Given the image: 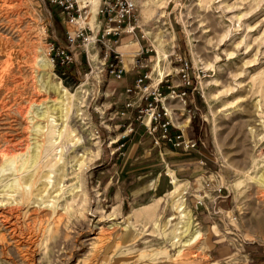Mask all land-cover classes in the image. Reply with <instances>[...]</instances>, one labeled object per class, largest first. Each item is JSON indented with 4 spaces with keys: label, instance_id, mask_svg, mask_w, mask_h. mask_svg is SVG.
I'll list each match as a JSON object with an SVG mask.
<instances>
[{
    "label": "rangeland",
    "instance_id": "rangeland-1",
    "mask_svg": "<svg viewBox=\"0 0 264 264\" xmlns=\"http://www.w3.org/2000/svg\"><path fill=\"white\" fill-rule=\"evenodd\" d=\"M132 1L133 43L75 49L73 77L48 56L60 10L0 0V264H264V0ZM101 4L83 5L89 35ZM112 51L119 81L98 70ZM182 68L186 104L163 103L185 135L198 118L201 156L163 151L136 123L119 149L147 96L135 79L177 86Z\"/></svg>",
    "mask_w": 264,
    "mask_h": 264
},
{
    "label": "built area",
    "instance_id": "built-area-1",
    "mask_svg": "<svg viewBox=\"0 0 264 264\" xmlns=\"http://www.w3.org/2000/svg\"><path fill=\"white\" fill-rule=\"evenodd\" d=\"M44 5L48 4L58 8L64 17L63 23L66 25L64 42L61 43L58 40L48 43V56L50 62L54 65L58 62L62 67L72 66L75 71L80 75V64L78 63L75 49H81L88 55L87 49L89 45H94L95 42H100L111 50L112 46L119 44L123 35L134 36L135 31L139 28L136 21V7L132 0H40ZM101 1L102 4L98 6L97 14L101 17V23L103 29L99 27L95 29V35H89L87 32L89 29L85 27V16L88 15L89 10H83L84 7H89L94 2ZM90 9V8H89ZM73 27L69 29L68 27ZM113 55V62H108L109 54L105 53L103 60L99 65V72H105L108 76L114 80H121L126 74V68L123 60V53L115 52ZM147 52V51H146ZM143 50L133 53L132 68L133 70H139L144 68L141 55ZM89 64L88 57L86 59ZM185 69H187V64ZM97 69V68H96ZM184 68L180 70L182 73L181 79L177 86H180L182 90L176 91L177 86L169 84V80L165 79L167 76L162 77L149 89V86L144 85L145 81L150 80L151 77L147 71L140 74L134 81L135 87L140 91L147 93V96L143 99L144 103L135 109V115L133 119L126 125H124L125 131L121 136V140H125L129 135L134 132L133 125L136 123L138 127L143 128L145 134L150 136L155 145L164 144L171 146L173 149H181L184 151L198 150L203 143L195 138H187L184 135L183 129L179 128L172 121V116L168 111V107L165 106L163 101L167 98L171 100L179 99L183 105L186 104L184 98H186L187 91L184 90L191 86V81L184 73ZM91 68L85 77L93 74ZM166 85L169 89L170 95L166 96L162 94V87ZM142 86V87H141ZM131 89H127L126 93H130ZM166 96V97H165ZM127 107L132 106L127 104ZM187 114L190 116L191 111L188 110ZM124 115V113H122ZM175 116V114H174ZM124 143L119 145V149L123 148ZM221 187L217 192L220 193ZM200 204H202L200 202Z\"/></svg>",
    "mask_w": 264,
    "mask_h": 264
},
{
    "label": "trees",
    "instance_id": "trees-1",
    "mask_svg": "<svg viewBox=\"0 0 264 264\" xmlns=\"http://www.w3.org/2000/svg\"><path fill=\"white\" fill-rule=\"evenodd\" d=\"M49 6H51V5H49ZM52 7H54V6H51V8ZM55 9H58V8H56V7H54ZM61 11H59V14H60V18H61V22H63L64 21V17H63V15H62V12L60 13ZM64 39V38H63ZM85 60V59H84ZM108 62H113V55H109V58H108ZM185 63L187 64V61H185ZM54 66H55V70L56 71H58V72H67V73H71L72 75L71 76H73V77H75L76 76V71H75V68L74 67H72V66H69V67H62V66H60L59 65V63L58 62H55V64H54ZM192 86H193V83L191 82V86L190 87H188V88H186V89H184V90H186L187 92L188 91H190L191 89H192ZM180 90H182V89H180ZM161 91H162V94L163 95H166L168 92L165 90V85H163V87H162V89H161ZM144 103V101H142V104ZM192 131H193V134H194V137H195V139H199L200 137H201V131H200V125H199V120H198V118H194V121L192 122ZM200 140V139H199ZM120 142V141H119ZM124 146H125V144H124ZM123 146V147H124Z\"/></svg>",
    "mask_w": 264,
    "mask_h": 264
},
{
    "label": "crops",
    "instance_id": "crops-1",
    "mask_svg": "<svg viewBox=\"0 0 264 264\" xmlns=\"http://www.w3.org/2000/svg\"><path fill=\"white\" fill-rule=\"evenodd\" d=\"M126 36H127V38H128V39H127V42H128V41H131V43H133V38H132L131 36H128V35H126ZM121 39H122V37H121ZM128 44H130V42H128L127 44H124V45L127 46ZM142 50H143V49H142ZM135 52H139V51L136 50V51H134L133 53H135ZM119 92H120V91L117 92V95L120 94ZM168 99H172V98L169 97ZM165 106H166V104H165ZM166 107H167V106H166ZM168 108H170V107H168ZM170 110H171V109H170ZM172 111H173V110H172ZM187 121H188V120H186V122H187ZM186 122H185V123H186ZM181 126H182V124L180 125V127H181ZM186 126H188V125H186ZM139 128H140V127H139ZM140 129H141L140 131H142L143 133H145V132L143 131V128H140ZM136 131H137V128H136ZM137 133H138V132H135L134 134H137ZM138 135H140V134L138 133ZM143 135H144V134H142V135L139 136V138H138V142H137V143H139V141H140V139L142 138ZM184 135H185V134H184ZM185 136H186L187 138H193L192 135H191V133H190V134L188 133V134H186ZM135 138H136V137L133 136L132 139H135ZM132 139H130V138L128 139V138H127V140L125 139L126 141L124 140V141H120V142H123V143H125V144L127 145V143L129 142V140H132ZM131 143H132V142H131ZM129 145H130V144H128V146H129ZM124 150H126V149H124ZM163 151H168L170 154L181 153L180 156H182L183 154H184V155H186V154H187V155H189V154H190V155L195 154L194 156H196V155L201 156V152H200V150H189V151H184V150H181V149H173L171 146H169L167 150H166V148H163ZM121 155H122V159H123V158H126L127 153L124 152V153H122ZM116 156H117V160H120V155H119L118 153H116ZM168 156H169V155H167V157H168ZM122 159H121V160H122ZM123 160H124V159H123ZM168 161H169V160H168ZM199 163L203 164L201 161H200ZM168 165H169V164H168ZM122 172H123V171H122ZM173 179H174V178H173ZM173 179H172V184H173ZM174 180H176V179H174ZM176 181H177V180H176ZM178 182H180V181H178ZM182 184H183V183H182Z\"/></svg>",
    "mask_w": 264,
    "mask_h": 264
},
{
    "label": "bare ground",
    "instance_id": "bare-ground-1",
    "mask_svg": "<svg viewBox=\"0 0 264 264\" xmlns=\"http://www.w3.org/2000/svg\"><path fill=\"white\" fill-rule=\"evenodd\" d=\"M87 18V16H85V19ZM162 78V73H160L158 76H155V77H153V85L155 84V83H157L158 81H159V79H161ZM168 111H169V113L171 114V116L172 117H174V113H173V111L172 110H170V108L168 109ZM19 112H21V113H23L24 112V110H23V108H22V110H20ZM258 182H259V184H261V185H264V182H262V181H260V180H258ZM183 207H182V205H178L177 207H176V212L177 213H182L183 212ZM182 218L184 217V215L183 214H181L180 215ZM171 221V220H170Z\"/></svg>",
    "mask_w": 264,
    "mask_h": 264
}]
</instances>
